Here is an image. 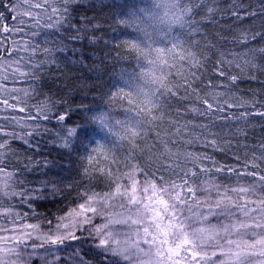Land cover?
<instances>
[{
    "label": "snow or ice",
    "instance_id": "snow-or-ice-1",
    "mask_svg": "<svg viewBox=\"0 0 264 264\" xmlns=\"http://www.w3.org/2000/svg\"><path fill=\"white\" fill-rule=\"evenodd\" d=\"M190 5L175 73L114 155L84 148L86 120L70 126L71 102L46 90L101 39L93 5L0 0V174L19 189L0 200V264H264V0ZM49 145L87 166L53 172L35 160Z\"/></svg>",
    "mask_w": 264,
    "mask_h": 264
},
{
    "label": "trees",
    "instance_id": "trees-1",
    "mask_svg": "<svg viewBox=\"0 0 264 264\" xmlns=\"http://www.w3.org/2000/svg\"><path fill=\"white\" fill-rule=\"evenodd\" d=\"M84 4L93 5L84 11L89 18L95 17L93 24L98 26L96 35L101 39L93 44L85 41L77 56L82 62L62 65L47 82L46 90L62 92L69 99L73 109L70 126L86 120L84 148L102 147L122 155L127 152L132 133L147 125L146 98L158 99L159 78L169 71L175 73L171 68L173 55L187 48L192 39L190 16L184 14V9L191 6L190 0H84ZM34 40L44 43L43 36ZM105 40L109 41L107 45ZM170 50H174L171 55ZM233 51L240 55L247 49L239 45ZM241 86L245 90L260 87L255 81ZM84 154L82 149L80 155ZM35 160L47 164L53 172L74 173L81 165L87 166L86 158L75 153L69 157L50 145L43 147L42 155H36ZM4 178L0 174V200H10L5 191L19 189H4ZM29 178L37 185L46 179L40 173ZM58 207L62 205L51 204L41 211L55 212Z\"/></svg>",
    "mask_w": 264,
    "mask_h": 264
}]
</instances>
